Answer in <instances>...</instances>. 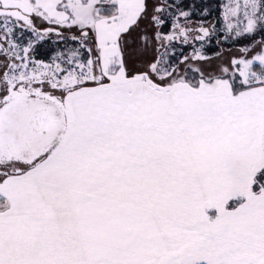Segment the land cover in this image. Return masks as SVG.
I'll return each mask as SVG.
<instances>
[{"label":"snow or ice","instance_id":"snow-or-ice-1","mask_svg":"<svg viewBox=\"0 0 264 264\" xmlns=\"http://www.w3.org/2000/svg\"><path fill=\"white\" fill-rule=\"evenodd\" d=\"M0 264H264V0H0Z\"/></svg>","mask_w":264,"mask_h":264}]
</instances>
